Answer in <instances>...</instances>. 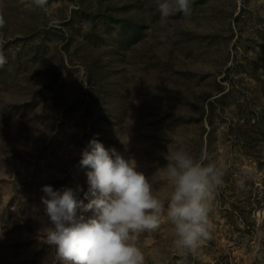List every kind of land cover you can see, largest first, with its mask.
I'll return each instance as SVG.
<instances>
[{"label": "rangeland", "instance_id": "rangeland-1", "mask_svg": "<svg viewBox=\"0 0 264 264\" xmlns=\"http://www.w3.org/2000/svg\"><path fill=\"white\" fill-rule=\"evenodd\" d=\"M0 0V264H61L42 188L86 206L92 139L135 162L164 201L166 155L222 172L210 238L180 254L164 222L145 264H264V0Z\"/></svg>", "mask_w": 264, "mask_h": 264}, {"label": "clouds", "instance_id": "clouds-1", "mask_svg": "<svg viewBox=\"0 0 264 264\" xmlns=\"http://www.w3.org/2000/svg\"><path fill=\"white\" fill-rule=\"evenodd\" d=\"M33 2L44 7L47 0ZM157 7L162 19L190 10L189 0H158ZM3 23L0 18V27ZM5 62L0 54V66ZM165 158L171 188L166 208L134 161L115 149H106L96 139L82 150L80 160V166L89 169L86 196L90 194L92 199L86 208L93 210L91 217L77 218L79 186L63 190L43 186L40 199L50 225L46 243L55 246L61 264H145L138 236L164 222L172 226V243L180 254L194 251L202 240L210 238L212 201L222 185L223 172L183 148Z\"/></svg>", "mask_w": 264, "mask_h": 264}]
</instances>
